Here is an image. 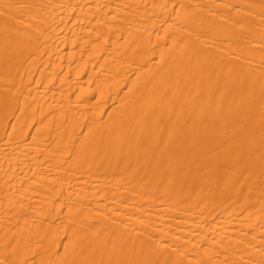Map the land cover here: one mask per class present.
<instances>
[{"label": "bare ground", "instance_id": "obj_1", "mask_svg": "<svg viewBox=\"0 0 264 264\" xmlns=\"http://www.w3.org/2000/svg\"><path fill=\"white\" fill-rule=\"evenodd\" d=\"M0 264H264V0H0Z\"/></svg>", "mask_w": 264, "mask_h": 264}]
</instances>
